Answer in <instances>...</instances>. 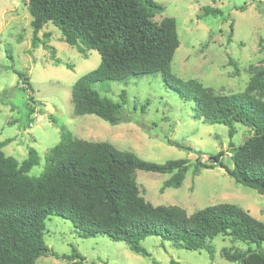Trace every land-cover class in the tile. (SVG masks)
I'll return each instance as SVG.
<instances>
[{
	"label": "trees",
	"instance_id": "16d2710c",
	"mask_svg": "<svg viewBox=\"0 0 264 264\" xmlns=\"http://www.w3.org/2000/svg\"><path fill=\"white\" fill-rule=\"evenodd\" d=\"M164 9L156 0H29L32 45H38L39 31L51 22L67 43L85 55L86 49L101 54L100 64L73 85L77 115L95 114L111 124L126 120V91L121 93L123 103L117 102L101 95L96 83L161 73L166 86L195 102L200 117L229 126L231 137L236 132L235 123H243L251 132L240 144L230 141L227 151L232 167L224 162L226 151L221 149L209 156V164L198 160L194 173L220 166L238 183L264 193V71L255 73L245 90L231 94H215L198 79L179 78L172 70L180 46L176 19H155ZM223 14L220 8L204 7V16ZM54 62L61 64L62 60L55 58ZM66 65L73 68L69 62ZM19 75L27 84L22 88H32L29 77L24 72ZM2 98L5 100L1 93ZM28 105L31 114L35 109ZM9 140L0 141V264H36L38 257L48 254L51 249L44 234L51 216L71 221L80 237L107 235L126 241L145 256L151 253L143 241L152 235L186 249H205L212 259L216 249L211 240L222 234L248 243L264 242V220L238 204L219 202L188 213L176 204L154 205L140 193L137 170L172 173L162 189L179 187L189 170L187 159L157 163L108 141L74 136L61 126V140L45 155L43 171L31 175L33 167L41 163V155L31 147L28 157L20 162L4 152ZM167 141L189 148L170 138ZM221 253L237 264H264V250L224 247ZM51 254L69 264H102L87 261L75 247L70 254Z\"/></svg>",
	"mask_w": 264,
	"mask_h": 264
},
{
	"label": "rangeland",
	"instance_id": "374dc122",
	"mask_svg": "<svg viewBox=\"0 0 264 264\" xmlns=\"http://www.w3.org/2000/svg\"><path fill=\"white\" fill-rule=\"evenodd\" d=\"M156 1L165 9L155 19L170 16L177 22L180 46L172 60V70L179 78H195L215 94H231L245 90L251 77L264 71V0ZM206 6L220 8L224 14L204 16ZM32 18L29 0H0V98L1 93L5 98L0 99V141L10 139L3 147L7 155L22 162L29 149L35 148L41 163L30 174L39 175L44 169L45 155L60 142L64 126L74 136L108 141L120 150L135 152L157 163L187 159L189 170L179 187L162 189L172 173L136 171L140 193L154 205L176 204L192 213L208 205L230 202L264 220V193L238 183L220 166L204 167L194 173L198 160L209 164V156L221 149L226 151L224 162L232 167L229 143L243 142L251 132L247 126L235 123L236 132L231 137L229 126L200 117L195 102L166 86L161 73L96 83L101 95L117 102L123 103L121 93L126 91V120L111 124L95 114H75L73 85L100 64L101 54L96 49H86L85 55L67 43L51 22L39 31L40 41L34 47ZM55 58L62 63L55 64ZM231 58L236 63H231ZM21 72L30 79L29 90L22 88ZM28 102L35 109L31 114ZM168 138L191 149L169 144ZM44 237L51 250L38 257L36 264H69L67 259L51 253L70 254L73 247L87 261L102 264H237L222 255L224 247L264 250V242L248 243L222 234L211 240L216 249L212 259L205 249H186L152 235L143 241L151 253L145 256L132 250L126 241L107 235L80 237L73 223L59 216L46 220Z\"/></svg>",
	"mask_w": 264,
	"mask_h": 264
}]
</instances>
